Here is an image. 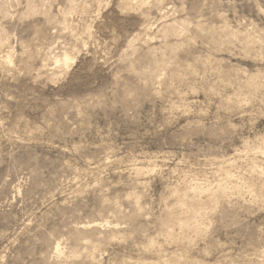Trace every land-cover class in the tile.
Returning <instances> with one entry per match:
<instances>
[{
  "label": "rangeland",
  "instance_id": "obj_1",
  "mask_svg": "<svg viewBox=\"0 0 264 264\" xmlns=\"http://www.w3.org/2000/svg\"><path fill=\"white\" fill-rule=\"evenodd\" d=\"M0 264H264V0H0Z\"/></svg>",
  "mask_w": 264,
  "mask_h": 264
},
{
  "label": "bare ground",
  "instance_id": "obj_2",
  "mask_svg": "<svg viewBox=\"0 0 264 264\" xmlns=\"http://www.w3.org/2000/svg\"><path fill=\"white\" fill-rule=\"evenodd\" d=\"M65 57H66V58L64 59V60H65V64L68 65L69 62L72 61L73 59L70 58L69 56H65ZM203 191H204V190H203ZM56 250H57V253H58V254H61V249H60V247L56 248Z\"/></svg>",
  "mask_w": 264,
  "mask_h": 264
}]
</instances>
